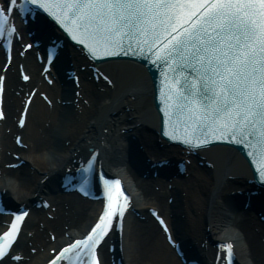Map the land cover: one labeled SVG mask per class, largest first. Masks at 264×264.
<instances>
[{
	"label": "bare ground",
	"instance_id": "bare-ground-1",
	"mask_svg": "<svg viewBox=\"0 0 264 264\" xmlns=\"http://www.w3.org/2000/svg\"><path fill=\"white\" fill-rule=\"evenodd\" d=\"M47 27L50 26L47 24ZM45 30V24L41 23L37 34L42 37ZM51 30L55 31V28L51 27ZM20 31L25 37V26ZM4 56L0 49V72L5 81V117L0 121V190L7 204L23 203L30 207V219L27 218L29 221L26 220L25 224L30 226L29 231H33L28 237L19 236L21 253L28 256V260L18 263L7 260L0 264H39L49 249L66 240L64 232L69 235L81 233L90 224L100 203L74 193H62L55 185L57 175L73 158L86 156L88 147L98 150L102 170L114 176L129 173L137 187L138 193L132 200L137 215L132 213L126 217L118 243L120 249L114 248L112 252L113 259L119 257L120 264H182L181 258H176L173 249L168 248L160 229L146 211L149 206L159 210L171 238L180 239L186 255L197 264H212L211 256L214 259L217 253L222 260L224 250L221 246L226 243L232 245L235 264H264L261 215L243 211L241 207L235 211L232 205H236L237 199L228 193L254 188L247 182L252 176L238 150L213 145L195 150L194 155L189 151L188 158L192 163L186 165L185 170L190 171L188 175L174 173L165 166L159 170L170 173L171 179L166 182L159 176H150L155 167L145 169L143 165L131 169L123 163L127 146L135 144L140 150L136 152L151 162L165 159L175 162L187 157L186 148L181 149L179 144L167 146L165 141L158 139L159 114L152 102V84L143 65L124 59L99 63L97 67L109 77L113 89L98 86L89 77L91 72L88 69L78 70L81 90L75 101L71 81H64L63 92L57 85L53 88L49 85L47 79L52 80L54 75H45L47 79L41 75L39 60L32 49L23 59L14 53L7 66L3 62ZM66 62H71V67L75 68L88 65L78 48L71 49ZM21 63L22 69L30 76V82L25 84L16 77L17 66ZM35 81L47 93L52 105L44 104L35 92L26 122L18 129L12 118L23 93L32 91ZM14 133L20 134L22 147H17L11 139ZM11 153L18 154V158H12ZM19 159L22 162L17 168L8 167L9 163H16ZM194 161L202 164L193 166ZM207 161L211 167L204 164ZM137 165L142 164L139 161ZM139 172L148 174L144 178ZM42 178L46 179L40 182ZM260 194L264 195V192ZM169 195L172 197L170 204L167 202ZM39 199L48 201L50 207L46 210L33 207L31 204ZM252 200L255 211L258 208L264 213V199L256 195ZM46 213L53 218L47 217ZM6 218L2 215L0 221ZM48 232L56 236V241L49 240ZM216 243H219L218 248ZM30 249L35 251L31 253ZM104 252L102 264H110L111 253L106 249ZM217 264H221L220 260Z\"/></svg>",
	"mask_w": 264,
	"mask_h": 264
},
{
	"label": "snow or ice",
	"instance_id": "snow-or-ice-1",
	"mask_svg": "<svg viewBox=\"0 0 264 264\" xmlns=\"http://www.w3.org/2000/svg\"><path fill=\"white\" fill-rule=\"evenodd\" d=\"M28 3L50 12L94 57L135 46L141 54L146 49L154 62L162 61L170 73L166 124L179 131L183 118L184 128L180 137L166 134L186 144H204L202 137L245 144L264 181V0H6L8 6L0 7V35L7 13ZM105 184L109 200L97 223L49 264L68 253L78 264H99L96 246L125 207L120 181ZM24 215H15L0 234V258L16 239ZM223 247L230 258L232 245Z\"/></svg>",
	"mask_w": 264,
	"mask_h": 264
},
{
	"label": "rangeland",
	"instance_id": "rangeland-1",
	"mask_svg": "<svg viewBox=\"0 0 264 264\" xmlns=\"http://www.w3.org/2000/svg\"><path fill=\"white\" fill-rule=\"evenodd\" d=\"M97 85L98 86H100L102 89H104V88H107V86L105 85V83L103 82H101V81H99L98 83H97ZM111 89H112V87H111ZM193 166H195V164H193ZM162 240V239H161Z\"/></svg>",
	"mask_w": 264,
	"mask_h": 264
},
{
	"label": "water",
	"instance_id": "water-1",
	"mask_svg": "<svg viewBox=\"0 0 264 264\" xmlns=\"http://www.w3.org/2000/svg\"><path fill=\"white\" fill-rule=\"evenodd\" d=\"M152 75H154V74H152ZM152 78H153V76H152ZM10 208H11V209L14 208V205L10 206Z\"/></svg>",
	"mask_w": 264,
	"mask_h": 264
}]
</instances>
